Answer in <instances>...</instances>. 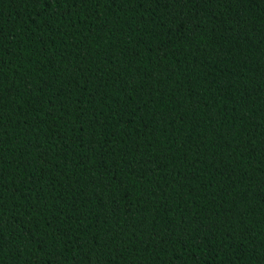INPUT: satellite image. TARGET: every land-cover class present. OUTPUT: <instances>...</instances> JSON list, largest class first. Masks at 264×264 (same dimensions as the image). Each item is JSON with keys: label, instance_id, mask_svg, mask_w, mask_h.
<instances>
[{"label": "trees", "instance_id": "trees-1", "mask_svg": "<svg viewBox=\"0 0 264 264\" xmlns=\"http://www.w3.org/2000/svg\"><path fill=\"white\" fill-rule=\"evenodd\" d=\"M0 264H264V0H0Z\"/></svg>", "mask_w": 264, "mask_h": 264}]
</instances>
